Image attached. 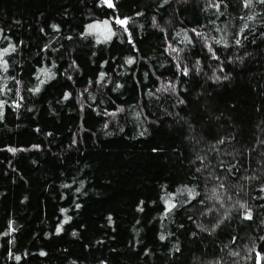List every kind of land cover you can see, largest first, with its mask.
Here are the masks:
<instances>
[{
	"label": "trees",
	"instance_id": "16d2710c",
	"mask_svg": "<svg viewBox=\"0 0 264 264\" xmlns=\"http://www.w3.org/2000/svg\"><path fill=\"white\" fill-rule=\"evenodd\" d=\"M113 3L0 0V264H264V4Z\"/></svg>",
	"mask_w": 264,
	"mask_h": 264
},
{
	"label": "snow or ice",
	"instance_id": "6c2138e0",
	"mask_svg": "<svg viewBox=\"0 0 264 264\" xmlns=\"http://www.w3.org/2000/svg\"><path fill=\"white\" fill-rule=\"evenodd\" d=\"M164 2L167 3L168 0H164ZM259 2L262 3V4H264V0H259ZM101 3L107 5V7H109V8H114L115 7V5L113 3V0H101ZM251 4H252V0H244V7H249V6H251ZM214 6L217 9L220 7L219 4H216ZM248 19L251 20V19H253V17L249 16ZM115 23L117 25H120L121 27H124L125 28V31L127 30V28L125 27L127 25V23H128V19L127 18H125V19H119V18H117L115 20ZM154 23H155V19H154ZM53 27L55 28L56 26L54 25ZM103 27L105 28L106 31L103 32V33H101V35H103V40L104 41H108V40H110L112 38L113 35H115V33L112 31V29H111V27L109 25V21H104L103 22ZM247 27H248V25L245 23L244 28H247ZM100 28H101V25L100 24H90V25H88L86 35H92V34L96 33ZM243 30L244 29L242 28L241 29V32H243ZM193 31H195V30H193ZM197 35H200V33H197ZM98 42H101V41L98 40ZM129 42H131V39L129 40ZM223 42H224L223 40H217L216 41V43H223ZM235 43L236 44H240L241 41L239 39H237L235 41ZM225 46H227V45H225ZM14 50H15V48L10 45L9 48H6L3 51H0V68H2L5 71L7 70L8 65H7V62L3 60V56L6 53H8L9 51H14ZM208 50H209V52H211L213 54V58H216L215 57V53L213 52V49H212V47L210 45L208 46ZM173 51H177V50L176 49H173ZM133 62L134 61H133L132 58H129L126 61V63H128V64H132ZM177 68L179 70V64H177ZM41 71L47 77V79H51L52 78V75L49 74L48 70L42 69ZM183 74L184 75H187L188 74L187 68L184 69ZM103 78H104V74L101 73L100 79L103 80ZM216 79H219V77H216ZM45 82H46L45 80H40V84L41 85L44 84ZM169 88H171L173 91H175V85L174 84H168L167 86L162 85V89L164 91H168ZM39 91H40L39 86L33 89V92H39ZM69 96H70V93H66L65 96H64V99H68ZM15 106L16 107H19V104H16ZM3 107H4V102L3 101H0V118H2V116H3ZM120 111H122V109H120ZM110 115H113L114 116L115 113H110ZM220 143H223V141L221 140ZM34 147H38V146H34ZM9 151L16 152L17 149H14L13 148V149H9ZM197 171H199V169ZM221 187H223V185H221ZM262 190H264V189H262ZM77 191H79V189H77ZM187 191L189 192V195H191L193 198L196 195H198V193H195L194 190H192V189H187ZM165 203L167 205L165 214L167 215V213L170 212L174 207H176V205L174 203H172L170 200H166ZM77 207H79V205H77ZM240 207L247 209V205H243L242 204ZM61 211L62 212H66L67 210L66 209H61ZM243 218L244 219H247V220H251L252 219V212H251V210H247L245 212ZM109 219H111V218H109ZM70 220H71V217L65 216V219H64L63 223L60 224V225H58L57 228H56L57 234H59L63 230V224L68 223ZM11 230H14V229H11V226H10V231ZM8 234H10V233H4V235H8ZM73 235H75V233H73ZM160 239L163 240V239H165V237L163 235H161ZM262 239H264V238H262ZM41 255H45V253L41 252ZM256 255H257V264H259V261H260V258H261V254L259 252H257ZM15 259L16 260H19L20 257L19 256H16Z\"/></svg>",
	"mask_w": 264,
	"mask_h": 264
},
{
	"label": "rangeland",
	"instance_id": "374dc122",
	"mask_svg": "<svg viewBox=\"0 0 264 264\" xmlns=\"http://www.w3.org/2000/svg\"><path fill=\"white\" fill-rule=\"evenodd\" d=\"M104 21H108L107 19H104V20H99V21H94V22H92V23H90V24H100L101 25V28L96 32V33H94L93 35L95 36V38H96V40L98 41H104L103 40V35H101V33H103V32H105L106 30H105V28L103 27V22ZM89 24V25H90ZM109 25H110V27H111V24H110V22H109ZM88 27V26H87ZM111 29H112V27H111ZM112 31H113V29H112Z\"/></svg>",
	"mask_w": 264,
	"mask_h": 264
}]
</instances>
